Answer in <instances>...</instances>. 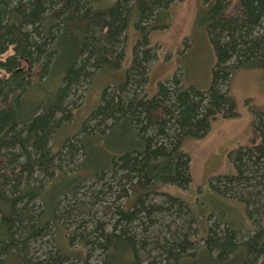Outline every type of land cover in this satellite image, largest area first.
Here are the masks:
<instances>
[{
    "label": "trees",
    "instance_id": "1",
    "mask_svg": "<svg viewBox=\"0 0 264 264\" xmlns=\"http://www.w3.org/2000/svg\"><path fill=\"white\" fill-rule=\"evenodd\" d=\"M180 1L0 0V264H264V105L247 103L235 173L210 180L219 203L166 187L191 186L186 138L238 116L236 70L264 69V0H205L209 87L175 72L150 95V34ZM133 29L123 79L64 135L94 76L124 67Z\"/></svg>",
    "mask_w": 264,
    "mask_h": 264
},
{
    "label": "rangeland",
    "instance_id": "2",
    "mask_svg": "<svg viewBox=\"0 0 264 264\" xmlns=\"http://www.w3.org/2000/svg\"><path fill=\"white\" fill-rule=\"evenodd\" d=\"M207 12L208 5L205 0H182L161 15L160 24L167 27L153 30L150 34L152 44L158 47V58L151 64L147 93L155 94L159 82L175 72L182 75V80L187 85L195 84L202 89L209 87L216 54L207 30ZM137 38L138 34L133 29L128 41L126 61L121 70L115 73L101 71L94 76L82 106L76 111L73 123L65 127L64 135L74 134L81 129L85 118L100 103L103 89L108 84L123 79ZM8 53H11V50ZM232 92L236 99L238 116L218 118L203 138L185 139L184 150L191 158L190 188L183 190L174 185L166 186L169 193L187 201L196 200L200 196V189L205 201H208V209L212 207L209 200L220 202L209 189L211 178L234 174L235 166L231 152L238 146L246 145L252 137L253 115L247 103L264 105V69H237L232 81ZM238 212L242 213L241 205ZM204 224L202 220V225ZM34 248L39 253L47 249L43 242H37Z\"/></svg>",
    "mask_w": 264,
    "mask_h": 264
}]
</instances>
